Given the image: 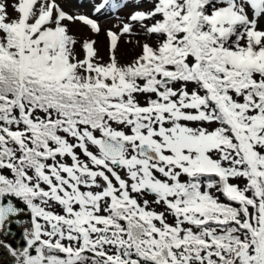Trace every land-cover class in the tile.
<instances>
[{"label":"snow or ice","instance_id":"snow-or-ice-1","mask_svg":"<svg viewBox=\"0 0 264 264\" xmlns=\"http://www.w3.org/2000/svg\"><path fill=\"white\" fill-rule=\"evenodd\" d=\"M66 3L0 2V264H264V0Z\"/></svg>","mask_w":264,"mask_h":264},{"label":"rangeland","instance_id":"rangeland-1","mask_svg":"<svg viewBox=\"0 0 264 264\" xmlns=\"http://www.w3.org/2000/svg\"><path fill=\"white\" fill-rule=\"evenodd\" d=\"M0 2H4L8 6V9H7L8 13H9L10 17L14 18L16 14H15L12 6L17 3V0H0ZM74 4H75V0H69V3L65 4V10L66 11L69 10V7L73 6ZM121 15H126V13H121ZM114 23H116V21L113 19H109L107 17L103 18V27L104 28L111 27ZM74 32L77 36H80L83 38H88V34L86 31L74 29ZM90 38L97 40V44L95 46L99 49L100 55L104 56L106 59L107 58L108 41H107L105 35L104 34H100L99 36L92 35ZM121 52L122 53L127 52V55L124 57V59H129V58H131V56L136 54L135 52L128 51L126 49V46L123 43L121 44Z\"/></svg>","mask_w":264,"mask_h":264}]
</instances>
